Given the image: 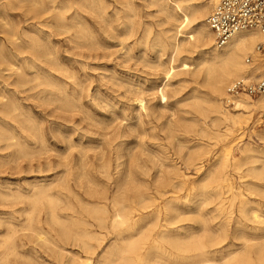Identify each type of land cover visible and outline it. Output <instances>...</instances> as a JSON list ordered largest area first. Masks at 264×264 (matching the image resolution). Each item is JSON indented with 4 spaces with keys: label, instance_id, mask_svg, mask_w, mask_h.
<instances>
[{
    "label": "rangeland",
    "instance_id": "1",
    "mask_svg": "<svg viewBox=\"0 0 264 264\" xmlns=\"http://www.w3.org/2000/svg\"><path fill=\"white\" fill-rule=\"evenodd\" d=\"M7 1L0 0V5ZM133 1L132 35L124 28L125 11L116 10L120 7L117 0H107L110 10L83 6L66 10L69 30L58 25L55 10H0V91L5 93L0 99V128L4 125L18 131L20 142L8 145L0 139V264H103L115 235L100 227L87 207L99 204L113 214L112 199L116 195L132 204L152 203L150 208L161 210L173 205L176 210L170 209L169 216L180 215L171 226H178L185 234L202 237L206 220L207 227L221 233V241L213 249L222 248V254L240 248L244 236L264 235V194L254 184L264 180L248 169L264 161V140L260 137L264 111L255 110L242 132L234 135L226 166L232 190L225 183L221 195L216 194L218 186L214 187L207 175L224 158L226 139L202 129L203 121L210 124L204 114L209 88L193 70L194 61L203 51L186 46L175 54L171 42L181 43L186 34L176 31L182 24V11L173 15L172 10L164 11L153 0ZM165 1L171 8L209 3ZM197 23L200 20L188 26L193 28ZM145 28L150 29L147 37L143 36ZM172 33L177 34L169 39ZM158 35L167 37L170 45L163 47ZM9 60L19 66L18 71L16 66L9 68ZM21 70L29 81L19 79ZM36 75L39 80L34 79ZM138 96L144 99L147 111L138 108ZM8 100L18 104L17 116L1 109V102ZM246 145L251 150H245ZM201 149L200 159L194 158ZM234 156L239 159L238 167ZM251 156L257 160L252 162ZM176 169L187 175L186 183L179 181ZM52 180L63 190L59 208L67 215L68 228L81 229L83 222L78 219H83L89 230L103 233L100 245L92 240L93 250L85 249L73 235H62L44 204H39L36 214L43 227L42 236L48 240L25 228L26 211L33 206L30 195L37 185ZM141 195L148 197L140 199ZM242 199L249 201V216L239 210ZM252 209L260 212L257 219L252 217ZM11 228L15 229L17 254H10L4 261L2 240ZM258 241H249L251 251L257 249L254 244ZM221 252L216 253L217 258ZM167 253L159 250L157 254L162 261H172L173 255ZM86 257L91 259L87 261Z\"/></svg>",
    "mask_w": 264,
    "mask_h": 264
},
{
    "label": "bare ground",
    "instance_id": "2",
    "mask_svg": "<svg viewBox=\"0 0 264 264\" xmlns=\"http://www.w3.org/2000/svg\"><path fill=\"white\" fill-rule=\"evenodd\" d=\"M117 2H119L120 7L116 10H124L126 13L125 15L126 20L123 21L124 28L127 30L126 33H128L129 35H132L135 31L134 30L135 29L134 1L133 0H117ZM153 2L158 5H161L164 11L172 10L173 15H176L178 13L177 10H180L183 13L181 16L182 24L180 27L177 28L176 31H178L177 33L186 32V34L183 35V39L181 43L176 42V41L171 42V45L174 48L175 54H179L180 52L184 51L186 46L191 47L193 49L200 48L203 51V52L201 51L202 53L200 54V56H197L198 57L197 60L194 61L195 69L193 71L196 76L203 77L204 82L207 83L208 88H209L208 97H207V101L209 105H208V108H205L204 114L206 117L210 119V124L208 125L206 121H203L204 127H202V129L208 135H212L213 133H215L217 136H220L226 139V145H225L226 152H225L224 158L220 161V163H218V165L214 164L213 165L214 167L208 170V175H207L208 179L211 182H213V184L215 183L214 187L218 186L219 190L217 191L216 194L221 195L220 190L222 186L225 185V183L227 187L232 190V186L229 184V176L226 171V166H227L228 159H229L230 149L233 147L234 142H235L234 135L235 134L239 135L242 132L244 125H247V123L249 122V119L252 117V114L255 110L259 109V110L264 111V93L257 96L256 98L250 97V96H243L239 99L235 108L227 107L226 104L224 103V98L227 95L226 88L231 81L239 77H245V76H248L251 78H258L259 76L264 77V53L257 52L256 50L257 44L264 42V34L256 29L242 30V31L235 33L226 45L222 47H217L214 42V34L206 23V18L211 11L213 0H209V3H204V5L197 4L193 6V5H190V3L188 5L178 4L172 8L166 3L165 0H153ZM81 6L87 8L88 10L89 9L90 10H108L111 7V3H108L107 0H8L7 2L1 3L0 10H8L10 7H18V8L24 7L26 10H47V11L49 10L50 12L52 10H55L56 12L55 18H56L58 25L60 27H63L64 29L69 30L71 28V24L68 21L66 10H70L72 8H74V10H79ZM189 8L190 10H187ZM98 16H100V14ZM197 19L200 20L201 23L199 24L197 23L196 27L193 25H192L193 28L191 26L190 27L188 26L189 23L193 22L194 20L196 21ZM149 31H150L149 28H145L143 36L147 37L149 34ZM177 33H174V34L172 33V35H170L168 38L173 39ZM82 36L84 35H81V37ZM157 39L160 42V44L163 45V47H165L166 45H170L167 40V37L165 39L163 36L158 35ZM248 55H253L252 62L246 61V57ZM8 64H9L10 69L12 68V66H16L14 62H11L10 60ZM188 64H191V63H187V65ZM160 66H162V64ZM33 67L37 68L36 64H34ZM15 69L18 71L19 66L17 65ZM18 76H19V79L22 80V82H27L30 80L28 76L26 75V72H24L23 70L19 71ZM34 79L39 80V76L36 75ZM46 82L47 83L50 82L48 77H46ZM38 83H41V81H38ZM63 91L66 92L65 89ZM4 97H5V93L3 91H0V99ZM136 99L139 104V107L138 106L137 107L140 108V110L147 111L148 108H147V105L144 99L141 96H138ZM1 107H2L1 109L4 110L5 113L12 114L13 116H17L15 112L19 109V106L15 101L8 100L5 102H1ZM231 109H233V111H231ZM70 113H73V112H70ZM108 129H110V126L108 127ZM16 132L12 128L3 125V127L0 128V139L8 141L7 143L8 145H11L13 143L18 145V143L20 142L18 141L19 138ZM260 137L264 140V132L260 134ZM90 143L91 142H89V144ZM146 145L149 146L148 144ZM245 150H251L250 146L246 145ZM202 153H203V149H201L198 152H195L193 157L196 159H200V156ZM205 155H208V153L207 154L205 153ZM82 157L81 159H83ZM251 157L253 158L252 162L257 160L253 156ZM203 158H205V156ZM233 159L235 161L234 162L235 167H238L239 159H237L235 156L233 157ZM234 165L232 166L234 167ZM201 166L202 165H198V167H201ZM248 169L250 170V173L253 174V176L257 177V179L264 180V161L262 162L261 165L259 166L251 165ZM176 172H177V177L181 183H186L188 181L187 175L183 171L181 172L179 171V169H176ZM94 183L92 184L94 185ZM190 184L192 185V183ZM254 184L256 186L255 189L264 194V181L262 182L260 181V183H254ZM117 187H119V184ZM204 187H206V184L204 185ZM61 190L62 189L58 185H56V182H54L53 180L52 182L48 184H42V185L36 186L35 190L30 195L33 206L30 209L28 208L29 210L26 211L27 218L25 222V228H27L30 231L35 232L39 238L45 241L48 240V238L42 236L43 227L40 223L39 216L36 214L39 208L38 207L39 204H44L47 207L46 210H47V215L49 219L53 223L60 226L62 235L64 236L73 235L76 239H78L81 242L80 245L83 246L85 249L91 250L93 247H95V244H93L92 240L96 241L97 245H100L103 241V237H104L103 233L89 230L86 225L87 223L85 220L78 219L81 222H83V226H81V229L79 230L68 228V226L66 225L67 215L61 213L60 210L62 209L59 208L60 203L62 204V200H63L62 195L64 194L63 190L62 191ZM202 195L204 196L203 193ZM67 196H68V193H67ZM147 197L148 196L146 195H141L140 199H146ZM150 205H152V203L142 204V205L132 204V203H129L125 199L124 196L116 195L112 199L113 214H109V211L107 210V208L99 204L90 206V208L87 207L88 214H90L91 216L95 218V220L98 222L100 227L106 229L107 233L115 235V239L113 238L114 241L110 244V248H108L107 251L105 252V261L103 264H264V235L259 236V237L244 236L243 243L240 248L228 251V253L226 254H222L221 252L222 248L219 247L220 248L219 250L213 249V246L221 241V238H222L221 233L207 227L206 220H203L204 235L202 237L195 236L193 234H185L179 231L178 226L177 227L171 226L178 221V216L180 215V214L173 215L171 217L169 216L170 209L176 210V208L173 205L167 204L165 206V209H162V210L159 208H150L149 207ZM248 205H249V201H245L244 199H242L239 204V210L245 215L248 213V208H249ZM251 213H252V217H255V219H257L260 216V212L258 210L252 209ZM160 219H162V221L164 222L159 223ZM145 220H146V223H145ZM14 233H15V229L11 228L10 231L4 236L2 240L3 253H2L1 259L4 261L8 259V256L10 254H17V245L14 241ZM253 239L259 240L258 243L254 244V246L257 247L255 251H251L249 249L251 248L250 247L251 243L249 241ZM159 250L167 251L168 255H173L172 257L173 260L172 261H162L164 260L162 256L157 254ZM217 252H221L220 257L218 258L216 257ZM70 257H73V256L71 255ZM90 259H91L90 257H86L87 261Z\"/></svg>",
    "mask_w": 264,
    "mask_h": 264
},
{
    "label": "built area",
    "instance_id": "3",
    "mask_svg": "<svg viewBox=\"0 0 264 264\" xmlns=\"http://www.w3.org/2000/svg\"><path fill=\"white\" fill-rule=\"evenodd\" d=\"M206 23L214 34L217 47L226 45L231 37L242 30L256 29L264 34V0H213ZM257 52L264 53V42L257 44ZM253 61V55L246 57ZM224 103L235 108L243 96L257 97L264 93V77H239L226 88ZM264 126V116L260 120Z\"/></svg>",
    "mask_w": 264,
    "mask_h": 264
}]
</instances>
